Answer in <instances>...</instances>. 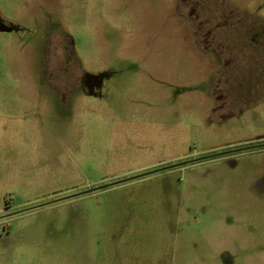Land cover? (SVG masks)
<instances>
[{
	"label": "rangeland",
	"instance_id": "rangeland-1",
	"mask_svg": "<svg viewBox=\"0 0 264 264\" xmlns=\"http://www.w3.org/2000/svg\"><path fill=\"white\" fill-rule=\"evenodd\" d=\"M204 1L226 64L182 0H0V264H264V148L148 175L264 144V0Z\"/></svg>",
	"mask_w": 264,
	"mask_h": 264
},
{
	"label": "flooded vegetation",
	"instance_id": "flooded-vegetation-1",
	"mask_svg": "<svg viewBox=\"0 0 264 264\" xmlns=\"http://www.w3.org/2000/svg\"><path fill=\"white\" fill-rule=\"evenodd\" d=\"M182 5L186 9H184L181 12V14L180 13L179 14L186 17L187 23L193 29V32H194L193 34L197 38H199L201 41H203L205 48L208 50H213V51H215L214 49L219 48L220 49L219 53L218 51H215L216 55L218 56L219 61H222V62L225 61L224 64H226L227 62H231L232 60L231 56L228 57V55H225L227 56L226 59H225V56H223L224 55L223 54L224 49L222 48L223 46L220 42L219 43L217 42V40L215 39L216 37L214 38L213 34H218L217 32H220L223 29L233 32L234 30H236V26L238 25V23H240V20L233 21L234 19L233 18L231 19V15L224 14V13L217 14V12H215V14L208 13L207 15L206 12L203 10L204 8H206L204 0H182ZM206 17L207 18L210 17L212 18V20L213 18L216 17L218 20L214 19L213 20L214 24L208 26L207 23H209V21L207 20ZM1 26L11 28V31L15 29L13 26L9 24H2ZM247 29H252V28L247 27ZM246 31L248 32V30ZM248 39H249V42L254 45L257 43V40L254 38L253 35ZM259 148H264V144L248 146V147L239 148L236 150L218 153V154H212V155L204 156V157H198L192 160L187 159V160L179 161L176 163H170L167 166H164L162 168H157V169L152 170L151 172L148 173V175L161 172V171H165L168 169H173L176 167L186 166L192 163L204 161V160L211 159V158H217V157L229 155L232 153L250 151V150L259 149Z\"/></svg>",
	"mask_w": 264,
	"mask_h": 264
},
{
	"label": "water",
	"instance_id": "water-1",
	"mask_svg": "<svg viewBox=\"0 0 264 264\" xmlns=\"http://www.w3.org/2000/svg\"><path fill=\"white\" fill-rule=\"evenodd\" d=\"M0 30L3 32H9V31H11V28H7L5 26H0Z\"/></svg>",
	"mask_w": 264,
	"mask_h": 264
}]
</instances>
